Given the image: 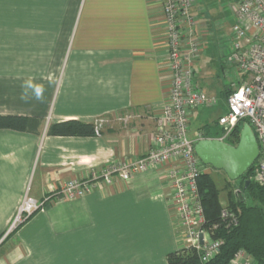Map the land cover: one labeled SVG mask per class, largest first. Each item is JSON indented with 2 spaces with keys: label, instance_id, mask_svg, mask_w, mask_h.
<instances>
[{
  "label": "crops",
  "instance_id": "0c3cea01",
  "mask_svg": "<svg viewBox=\"0 0 264 264\" xmlns=\"http://www.w3.org/2000/svg\"><path fill=\"white\" fill-rule=\"evenodd\" d=\"M45 3L0 0V115L42 119L38 134L0 130V241L26 196L42 202L70 179L145 156L170 91L161 0H73L57 28L30 19ZM68 120L104 122L94 137L47 135ZM171 197L163 172L148 171L49 199L5 240L0 264H167L184 248Z\"/></svg>",
  "mask_w": 264,
  "mask_h": 264
},
{
  "label": "built area",
  "instance_id": "2783aa9c",
  "mask_svg": "<svg viewBox=\"0 0 264 264\" xmlns=\"http://www.w3.org/2000/svg\"><path fill=\"white\" fill-rule=\"evenodd\" d=\"M200 2L161 0L170 91L156 119V133L151 139L149 152L140 159L113 162L87 177L70 179L42 202L26 196L5 237L17 231L50 200L53 203L75 201L85 197L101 182L112 186L116 181L128 182L137 174L161 171L172 188L171 205L177 220L176 229L184 239V248L197 251L203 264L219 255L223 241L214 239L213 230L205 227L198 180L207 171L194 147L202 139H218L229 144L227 141L237 125L246 121L260 147L252 180L264 187V0H236L234 3L232 30L229 39L225 40L222 68L224 76L227 66L235 68L238 85L226 87L228 110L218 119L222 136L206 138L201 133L199 139L192 141L188 132L195 112L201 107L219 104L195 82L196 65L207 48L209 37L208 31L200 25ZM121 120L126 123L129 117ZM103 122L95 123L97 135H100ZM221 218L231 227L238 224V213L233 210L224 208ZM229 264L256 263L241 250Z\"/></svg>",
  "mask_w": 264,
  "mask_h": 264
},
{
  "label": "trees",
  "instance_id": "16d2710c",
  "mask_svg": "<svg viewBox=\"0 0 264 264\" xmlns=\"http://www.w3.org/2000/svg\"><path fill=\"white\" fill-rule=\"evenodd\" d=\"M228 95L227 88L225 90ZM246 121L240 122L228 143L236 146ZM42 119L38 117L0 115V130L38 134ZM218 126V121L216 124ZM219 127V126H218ZM211 131L209 125L202 128ZM223 130L216 133L221 137ZM47 135L52 137H94L96 126L79 120H68L49 125ZM256 163L237 181H227L225 190L228 194V206L225 208L238 213V224L231 227L223 222L220 193L215 180L209 173H204L198 180L200 200L205 214V227L213 230L214 239L223 241L219 255L204 264H229L236 253L246 251L256 264H264V187L252 180ZM249 185L246 187V183ZM216 227V228H215ZM16 232V231H15ZM14 233V232H13ZM9 234L6 239L12 235ZM5 239V240H6ZM0 244V247L5 243ZM167 264H203L200 255L193 249L183 248L167 255Z\"/></svg>",
  "mask_w": 264,
  "mask_h": 264
},
{
  "label": "rangeland",
  "instance_id": "374dc122",
  "mask_svg": "<svg viewBox=\"0 0 264 264\" xmlns=\"http://www.w3.org/2000/svg\"><path fill=\"white\" fill-rule=\"evenodd\" d=\"M45 2L47 12L42 15H29L30 19L34 17L37 18L36 20L45 22L46 28H57L59 23L72 20L73 15L66 13V9L70 10L73 7V0H45ZM235 2L236 0H202L198 5L199 10L203 12L200 13V25L208 31L209 44L206 45L208 51L202 55L196 65V80L207 92L209 98H218L219 104L214 107H201L195 112L188 132V138L192 141L199 139L203 132L202 128L207 125L210 126L211 131H205L204 137L216 138L220 127L215 124L219 117L228 110L226 94L222 95L223 91L227 86L238 85L239 77L235 68L227 66L225 76L222 68L223 54L226 51L224 45L225 40H228L231 34ZM4 20H6V15L0 13V21ZM49 42V39H46L43 41V45L45 44L47 47ZM35 47L37 45L30 46L31 52L32 49H36ZM41 49H43L42 46ZM204 167L215 180L220 193L221 205L225 208L228 206V194L224 188L227 181L230 180L223 171L215 170L210 166ZM5 239L4 236L3 241Z\"/></svg>",
  "mask_w": 264,
  "mask_h": 264
},
{
  "label": "water",
  "instance_id": "95a60500",
  "mask_svg": "<svg viewBox=\"0 0 264 264\" xmlns=\"http://www.w3.org/2000/svg\"><path fill=\"white\" fill-rule=\"evenodd\" d=\"M195 153L205 166L223 171L232 182L239 180L258 160L260 147L248 123H245L236 146L218 139H202ZM249 182L246 183V187Z\"/></svg>",
  "mask_w": 264,
  "mask_h": 264
},
{
  "label": "clouds",
  "instance_id": "9594fccd",
  "mask_svg": "<svg viewBox=\"0 0 264 264\" xmlns=\"http://www.w3.org/2000/svg\"><path fill=\"white\" fill-rule=\"evenodd\" d=\"M33 87H35L36 96H37V98H39L40 95H41V88H40V86H34L31 82H27L26 83V88H33Z\"/></svg>",
  "mask_w": 264,
  "mask_h": 264
}]
</instances>
